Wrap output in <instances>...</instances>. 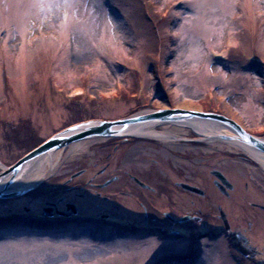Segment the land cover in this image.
Returning <instances> with one entry per match:
<instances>
[{"label": "rangeland", "instance_id": "obj_1", "mask_svg": "<svg viewBox=\"0 0 264 264\" xmlns=\"http://www.w3.org/2000/svg\"><path fill=\"white\" fill-rule=\"evenodd\" d=\"M68 2L0 0V171L71 124L145 109L214 111L264 138V0ZM128 137L93 140L71 158L70 145L58 148L55 172L0 197V215H16L0 223V264H264L241 258L225 235L199 238L220 223L209 215L222 212L210 197L213 170L235 185L221 203L257 219L262 169L192 129L169 143ZM157 188L176 189L174 200ZM67 203L76 211L57 214ZM187 205L201 223L175 225L163 214ZM109 235L119 247L104 243Z\"/></svg>", "mask_w": 264, "mask_h": 264}, {"label": "bare ground", "instance_id": "obj_2", "mask_svg": "<svg viewBox=\"0 0 264 264\" xmlns=\"http://www.w3.org/2000/svg\"><path fill=\"white\" fill-rule=\"evenodd\" d=\"M228 118L244 128L238 119L230 116H228ZM158 123L154 121H146L143 123L132 124L123 130L121 134H127L132 137L156 138L165 143H169L171 140L177 141V138L181 133H187L188 129H192L196 133L198 139L201 141L203 140L202 142L217 145L222 149H229L233 151V153H243L241 158L252 161V164L264 171V151L253 144H249L245 141L243 142L241 138H239L237 132L224 123L202 118H192L191 120L186 121H164ZM103 138L105 137H90L74 141L70 144L66 155L69 158L74 157L76 154L85 151L91 141L102 140ZM61 157L62 150L53 149L31 159L20 169V171L16 172L17 178L13 182H9L12 174L6 175L4 178L0 179V191L13 192L32 187L41 180L43 175L48 171H56L59 162L61 161ZM222 174L224 173L222 172ZM139 181L142 182V180ZM137 183L140 184L138 181ZM142 184L145 185L143 182ZM232 186L235 189L234 183H232ZM91 229L92 227L90 225L82 226L83 236L91 239ZM104 243L106 245L109 244L112 248L119 247L121 244L116 235H109Z\"/></svg>", "mask_w": 264, "mask_h": 264}, {"label": "water", "instance_id": "obj_3", "mask_svg": "<svg viewBox=\"0 0 264 264\" xmlns=\"http://www.w3.org/2000/svg\"><path fill=\"white\" fill-rule=\"evenodd\" d=\"M192 118L211 119L214 121L224 123L232 127L237 132L239 138H241L243 142L245 141L249 144H253L254 146L264 151V138L255 136L247 132L238 123L234 122L232 119H229L228 117L222 114L214 113V112L198 111L187 108H172V109L161 108L150 111H139L137 113L119 119H113V120L93 119V120L82 121L70 125L67 128L54 134L49 139L45 140L36 148H34L26 155L21 157L14 164L10 166H5L2 169V171H0V179L4 178L6 175L12 174V176L9 179V182H13L17 178L16 172L20 171V169L31 159H34L37 156L47 151L58 149L61 147H66L70 145L72 142L80 140L82 138L114 137V136H123L127 138L128 135L121 134V132L132 124L143 123L146 121H154L156 123L158 122L162 123L164 121H186V120H191ZM216 173L217 174L219 173L220 175V172H216ZM220 177L225 178L222 174L220 175ZM135 179L136 181L140 182V184H142V182L139 181L137 178ZM112 180L113 179L107 180L105 183L102 184V186L107 185ZM182 185L183 187L189 188L192 191L202 193V190L197 186H192V185L190 186L188 184H182ZM28 188H24L22 190L13 191V192L0 191V197L15 196ZM178 221L181 222L182 219H179ZM235 244L237 248H239L236 242Z\"/></svg>", "mask_w": 264, "mask_h": 264}, {"label": "flooded vegetation", "instance_id": "obj_4", "mask_svg": "<svg viewBox=\"0 0 264 264\" xmlns=\"http://www.w3.org/2000/svg\"><path fill=\"white\" fill-rule=\"evenodd\" d=\"M114 142V141H113ZM217 170V169H215ZM212 172V174L214 175L213 178V183L215 185V187L217 188V192L218 194L216 195L217 199L214 198L213 196H210L213 201H219V203H217L218 207L222 209L223 213L221 212V214H216V213H210L209 215H213L214 216V223L215 225H217L216 220H218V222H220L218 225L219 228H221L220 235H225L226 238L229 240V242L232 245V248L234 249L235 252H237L241 258L243 259H249V260H264V256H262V253L264 252V217L261 215L264 213V203L263 202H253V205L257 210L258 214V218L257 219H250L248 217V215L245 213L246 209L244 208L243 205H240L241 208H234V210H230L229 206L221 203V200H219V196L220 194L222 196H230V191L234 189V187L232 186V188H227V186L225 184H223V182L221 181L220 177L217 176L214 171ZM105 171L104 169H101V172ZM221 171V170H220ZM139 184V183H138ZM142 187H145L147 189H151V190H156V189H152L151 187H147L145 185L147 184H139ZM178 188H181L182 191L187 192L188 194H192L194 192L188 191L185 188L181 187L180 185L177 184ZM176 192V189H173ZM173 190L171 192V196L168 194L167 191H160L159 188H157V191H159L158 193H160V195L162 194L163 197L168 198L169 196H175L173 193ZM179 191V190H178ZM177 191V192H178ZM183 193V192H182ZM198 193V192H197ZM201 196H207V194H209V191L205 192L203 190L202 193H198ZM169 197V198H170ZM168 198V199H169ZM219 198V199H218ZM167 199V201H168ZM172 200H174V198L172 197ZM177 205V202L173 203ZM198 212H202V209L199 208ZM160 213L162 214L163 212L160 211ZM164 216L167 217V219H169L170 221L173 222V219H179V218H184L186 219L183 223H188V222H192V223H201L203 221V216L200 215H196L195 210H193V208L190 205H187L184 207V209L181 211V213H170V212H165L163 213ZM162 214V215H163ZM177 223V222H174ZM179 224V223H177ZM193 227V226H192ZM191 230V228H190ZM218 235H214L212 233L209 234L208 232L205 233L203 236H211V237H215ZM232 237L235 238V240L238 242V245L240 246V248H242L243 252L237 251L232 243ZM262 256V257H261Z\"/></svg>", "mask_w": 264, "mask_h": 264}, {"label": "snow or ice", "instance_id": "obj_5", "mask_svg": "<svg viewBox=\"0 0 264 264\" xmlns=\"http://www.w3.org/2000/svg\"><path fill=\"white\" fill-rule=\"evenodd\" d=\"M57 6L73 7L74 5L72 3H69L68 0H65V3L63 5H57Z\"/></svg>", "mask_w": 264, "mask_h": 264}, {"label": "trees", "instance_id": "obj_6", "mask_svg": "<svg viewBox=\"0 0 264 264\" xmlns=\"http://www.w3.org/2000/svg\"><path fill=\"white\" fill-rule=\"evenodd\" d=\"M9 220H11V219H1V220H0V223H6V222H8Z\"/></svg>", "mask_w": 264, "mask_h": 264}]
</instances>
